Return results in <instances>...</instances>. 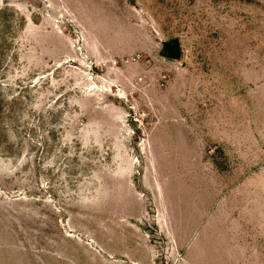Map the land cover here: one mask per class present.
<instances>
[{
	"label": "rangeland",
	"instance_id": "1",
	"mask_svg": "<svg viewBox=\"0 0 264 264\" xmlns=\"http://www.w3.org/2000/svg\"><path fill=\"white\" fill-rule=\"evenodd\" d=\"M187 236L264 264V0H0V264Z\"/></svg>",
	"mask_w": 264,
	"mask_h": 264
},
{
	"label": "crops",
	"instance_id": "2",
	"mask_svg": "<svg viewBox=\"0 0 264 264\" xmlns=\"http://www.w3.org/2000/svg\"><path fill=\"white\" fill-rule=\"evenodd\" d=\"M165 229V225L163 224ZM183 247L185 249L184 260L180 264H200L199 261L202 259L195 246V241L189 242V236L183 241H176V249Z\"/></svg>",
	"mask_w": 264,
	"mask_h": 264
},
{
	"label": "water",
	"instance_id": "3",
	"mask_svg": "<svg viewBox=\"0 0 264 264\" xmlns=\"http://www.w3.org/2000/svg\"><path fill=\"white\" fill-rule=\"evenodd\" d=\"M166 55L169 57L178 58L177 47L175 45L168 47L166 50Z\"/></svg>",
	"mask_w": 264,
	"mask_h": 264
}]
</instances>
